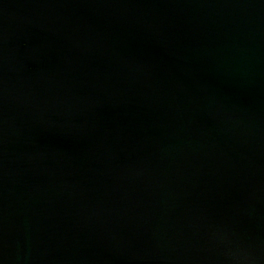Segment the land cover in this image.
<instances>
[{"label": "water", "instance_id": "obj_1", "mask_svg": "<svg viewBox=\"0 0 264 264\" xmlns=\"http://www.w3.org/2000/svg\"><path fill=\"white\" fill-rule=\"evenodd\" d=\"M0 264H264V0H0Z\"/></svg>", "mask_w": 264, "mask_h": 264}]
</instances>
